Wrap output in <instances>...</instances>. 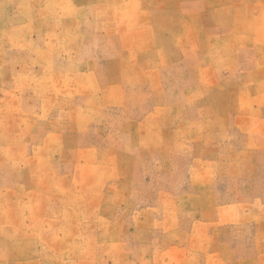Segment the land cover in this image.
<instances>
[{
	"label": "crops",
	"instance_id": "crops-1",
	"mask_svg": "<svg viewBox=\"0 0 264 264\" xmlns=\"http://www.w3.org/2000/svg\"><path fill=\"white\" fill-rule=\"evenodd\" d=\"M55 1L0 23V193L9 239L24 242L8 264H236L238 240L212 243L207 215L230 228L251 217L237 193L255 173L243 162L264 146V0ZM121 113L143 114L119 128L153 131L152 162L201 145L182 186L171 170L155 183L156 172L124 166L144 158L113 137ZM195 161L229 167L213 176ZM213 182L231 196L185 216L181 195Z\"/></svg>",
	"mask_w": 264,
	"mask_h": 264
},
{
	"label": "rangeland",
	"instance_id": "rangeland-1",
	"mask_svg": "<svg viewBox=\"0 0 264 264\" xmlns=\"http://www.w3.org/2000/svg\"><path fill=\"white\" fill-rule=\"evenodd\" d=\"M56 1L55 0H0V23L5 22L8 18L11 19L10 23L12 25H16L17 19H25L23 18L24 15L32 14L33 16H39L40 11L55 8ZM11 14V15H10ZM12 16V17H9ZM21 23V22H20ZM5 37L4 35L0 36V39ZM6 38V37H5ZM143 114H134V113H121V114H113L112 120L113 123L118 126V128L113 129V137L118 138L122 142L121 147L128 152L129 154H135L136 152L141 151V155L144 159L141 160H134L125 162L124 166L129 168H140L147 174L155 173V183L159 181L160 183L165 182V177L167 170H171L173 173L172 181L177 184V186H182L185 179L186 171L190 169L191 161L187 160L189 155L195 156L200 154L201 145H193L190 146L188 151V155L186 158H183L182 153H176V158L173 160L168 161H151L149 157L153 152L151 138L153 135V131L150 129H143L142 132L137 134V130L135 129H128V128H119L121 125H125L128 122L135 121ZM147 114H145L146 116ZM197 114H188L189 118H186V114L184 113H161L159 115L160 121H171L176 123H185V121L189 122ZM144 116V117H145ZM169 134L168 129L161 130L160 136H166ZM184 134V130H177V135L182 136ZM193 137L196 135V130H192ZM199 135V132L197 131ZM157 135V134H156ZM170 135H173L171 133ZM114 140V139H113ZM256 150H259V153L255 154V158L248 162L245 161L243 164L246 166L249 165L250 172L254 171L255 173L248 179V187L241 186L237 195L243 198H250L252 202L249 204L251 206V217L247 223H235L234 226H226L222 223H216L208 218L207 215V222H208V231L209 237L211 238V242L214 243L213 239H217V241L221 240V244L219 245L221 248L222 246L227 245L224 243L223 240L228 238L229 236L235 237L238 240V244L234 246L230 251L236 254L233 258L230 256V260H234L236 264H264V146H255ZM196 168H205L212 172L213 176L216 171L218 172H225V169L229 166L227 165L228 162H223L220 165L218 162H203V161H195ZM242 163V162H241ZM247 170V169H246ZM159 171V173H158ZM150 180H148L149 182ZM211 186V191L207 194H201L197 192H187L181 195V204H188L189 206L186 209V215L189 216L188 212L193 213V217L196 214V217L202 215L203 212L205 213L206 209L202 208V205L206 202L205 197L208 196L209 204L220 203L225 198L222 192H212V189L216 191L217 182ZM186 184H188V180H186ZM248 189V193L243 191ZM200 195V196H199ZM203 195H205L203 197ZM8 194L6 192L0 193V251H1V258L0 264H8V250L10 247L15 246L16 248L23 249L24 242L15 241L9 239V233H15L14 225L8 224V219L10 216V211L8 208ZM192 207V208H190ZM11 216L19 217L22 216L23 210H14L11 211ZM21 212V214H20ZM34 212V210H32ZM183 212V211H181ZM183 215V213H181ZM253 236H256V240L253 243ZM250 239L249 245L247 239ZM103 243V242H100ZM48 244L52 246H63L64 248L71 249L72 245L70 242H62V241H51ZM88 245V242H85V246H81L85 249ZM97 247H102L97 244ZM248 252H254V255L251 257L247 256ZM82 261H86V258Z\"/></svg>",
	"mask_w": 264,
	"mask_h": 264
}]
</instances>
